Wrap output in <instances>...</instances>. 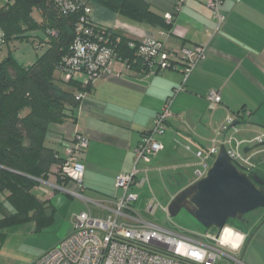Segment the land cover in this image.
I'll return each mask as SVG.
<instances>
[{"label":"crops","instance_id":"obj_1","mask_svg":"<svg viewBox=\"0 0 264 264\" xmlns=\"http://www.w3.org/2000/svg\"><path fill=\"white\" fill-rule=\"evenodd\" d=\"M141 1L163 19L173 12L178 0ZM219 10L226 17L219 27L206 0H184L173 15L169 36L164 40L167 49L193 45L207 48L205 59L187 78L180 66L146 75L113 62L110 73L93 81L74 120L60 125L48 139L53 149L57 148L58 156L64 158L76 133L86 138L87 146L79 158L84 167L82 182L58 185L54 175L41 181L33 194L43 206L44 219L7 225L2 229L5 237L1 241L6 231L16 226L29 223L34 232H43L55 224L58 216L65 217L63 222L70 219L53 249L74 232L75 215L88 212L114 217L115 202L121 196L120 190L114 188V179L132 171L134 150L153 128L156 115L168 99L170 117L163 133L155 136L162 150L149 163L153 181L160 180L176 194L196 181L197 161L190 150H206L212 141L229 138L232 130L217 135L230 116L234 118L236 138L243 142V153L248 155L254 173L264 180V147L255 148L257 145L250 142L256 137L264 141V0H223ZM90 18L96 25L134 41L151 37L161 40L160 27L131 21L97 4L91 6ZM75 78L81 81L84 76ZM177 89L180 90L175 92ZM210 91L219 92V104L206 99ZM137 188L133 187L132 193L136 194ZM8 195L0 192V221L16 214ZM127 216L119 222L129 220L135 224L131 219L134 214ZM249 223L234 229L245 236L241 260L243 264H264V210L254 213Z\"/></svg>","mask_w":264,"mask_h":264},{"label":"trees","instance_id":"obj_2","mask_svg":"<svg viewBox=\"0 0 264 264\" xmlns=\"http://www.w3.org/2000/svg\"><path fill=\"white\" fill-rule=\"evenodd\" d=\"M2 1L0 52L14 41H29L25 32L35 28L41 29L45 37L32 40V44L35 50L44 47L45 51L29 67L16 60L9 48L6 58L0 61V192L9 193L7 200L16 210V214L0 221V241L5 237L2 229L7 225L39 217L44 219L43 206L33 194L41 181L54 175L58 185L72 182L61 172L65 152L64 158L59 157L45 141L56 126L74 120L75 111L83 100L78 96H84L92 89L93 81L85 71L70 72V79L66 80L67 71L60 68L63 59L74 54V43L89 40L99 48L98 51H111L113 62L125 63L128 69L143 74L147 72L138 52L143 41L128 39L96 25L90 18L91 6L100 5L123 18L162 30L169 31L172 26L165 25L164 17L160 19L150 12L141 0H72L70 9L64 7L69 0ZM35 13L39 15L40 23L34 19ZM85 30L90 34L84 33ZM181 48L170 51L176 54L177 68L183 69ZM55 71L60 72L57 78ZM76 75H83L84 79L79 81ZM59 166L60 170L54 172V167ZM246 172L255 174L252 168ZM258 211L248 214L245 224L251 225L249 219ZM241 225L244 224L235 221L227 224L233 229L242 228Z\"/></svg>","mask_w":264,"mask_h":264},{"label":"built area","instance_id":"obj_3","mask_svg":"<svg viewBox=\"0 0 264 264\" xmlns=\"http://www.w3.org/2000/svg\"><path fill=\"white\" fill-rule=\"evenodd\" d=\"M71 2L72 0H69L64 7L72 8ZM183 2L184 0H178L173 12L164 15L165 25H172L173 15L178 13ZM221 2L222 0H206V6L212 12V17L218 27L226 20V17L219 11ZM84 33L90 34L87 30ZM159 36L161 40L147 38L139 46V57L143 58V66L147 67L146 75L177 69L176 54L167 50L164 44V40L169 36L168 30H161ZM73 49L74 54L64 58L60 67L67 71L66 80L70 79V72L79 70L85 71L91 81L110 73V65L114 61L111 51L107 49L98 51L99 48L89 40H77ZM206 50V46L202 45L181 48L180 55L185 64L182 71L185 78L205 59ZM123 65L129 68L125 63ZM80 97L84 98V96H78ZM206 99L213 104H218L220 94L217 91H210ZM170 105L171 100L168 99L156 115L153 128L144 135L134 150L132 171L115 177L114 188L121 191V196L115 202L114 217L95 216L88 212L75 215L73 217L74 232L32 264H217L222 260V256L241 264V261L220 251L226 249L236 253L242 249L244 243L245 236L227 225L217 237L216 234L203 236L173 234L137 220L135 224L119 222L122 217L127 218L131 212L134 214L137 195L132 193L131 189L148 183L151 158L162 150V145L155 139V136L162 134L165 129L170 117ZM225 130H232L233 134L237 132L232 116L226 118V125L221 127L217 136H221V132ZM250 142L257 145L262 143L263 139L256 137ZM242 143L234 137L224 138L222 141L214 140L206 150L193 153L199 168L196 172L198 177L208 168L221 144H224L234 164L245 170L251 169L249 157H243L239 151ZM86 146V138L76 133L73 144L65 151L66 160L61 167V172L75 184L82 182L84 167L80 164L79 158ZM187 150L190 149L187 148ZM71 195L77 196V194ZM153 202L154 200H151L148 204L147 211L150 214H153L151 207ZM227 230L238 237V240L221 241L223 233ZM203 238L211 244L204 245Z\"/></svg>","mask_w":264,"mask_h":264},{"label":"rangeland","instance_id":"obj_4","mask_svg":"<svg viewBox=\"0 0 264 264\" xmlns=\"http://www.w3.org/2000/svg\"><path fill=\"white\" fill-rule=\"evenodd\" d=\"M2 4L3 1L0 0V7L2 6ZM33 17L38 23L41 22V19L37 13H35ZM25 35H27L30 40H19L12 42L9 47H5L3 51L0 52V61L6 58L10 51L11 55L16 60L23 63L24 66L29 67L34 64L37 57H39L45 51V48L43 47L38 51L35 50L34 45L32 44V40H39L40 38L42 39L45 37V35L39 28L26 31ZM54 75L57 78L60 76V72L55 71ZM59 126L60 125L56 126L54 128V131L58 132ZM229 137H234L236 140H238L235 134H231ZM45 145L49 148H54L48 140L45 141ZM55 149L57 150V148ZM239 151L243 155V157L248 156L243 154L242 149H240ZM190 153L194 152L190 150ZM58 170H60V166L59 168L54 167V172H57ZM148 181L149 182L146 183L143 187H138L134 190L136 195H138L139 197L134 204V216H132V219L134 221L137 220L140 223L151 224L163 231L171 232L173 234H184L187 236H203L205 234H216L215 229H204L185 211H181L176 217L171 218L167 213V207L173 199V195L175 196L176 193L171 192L169 190V187L166 184L162 183L160 180L153 181L151 178V174L149 173ZM153 199L154 202L151 206L153 208V214H150L149 211H147L148 204ZM63 218L65 217L58 216L56 218L55 224L45 229L43 232H34L33 225L29 223L7 230L5 240L0 241V264H32L49 249H51V247L59 239L58 237L63 234V231L69 224L70 220H65L63 222ZM125 223L130 224L132 222L129 220H124V224ZM248 242L249 241H247V243ZM202 243L204 245L211 244L204 238L202 239ZM244 247L245 245L241 249V252L236 253L229 252L226 249H221L220 251H222V253L226 255L231 256L237 261L240 260L241 264H243L244 259L241 260V254L244 251ZM217 264L238 263H236L234 260H229L222 256V260H220Z\"/></svg>","mask_w":264,"mask_h":264},{"label":"water","instance_id":"obj_5","mask_svg":"<svg viewBox=\"0 0 264 264\" xmlns=\"http://www.w3.org/2000/svg\"><path fill=\"white\" fill-rule=\"evenodd\" d=\"M260 147L264 141L255 148ZM262 209L264 180L234 164L221 144L201 176L173 197L167 213L174 218L185 211L204 229H215L218 237L230 221L245 224L248 214Z\"/></svg>","mask_w":264,"mask_h":264},{"label":"bare ground","instance_id":"obj_6","mask_svg":"<svg viewBox=\"0 0 264 264\" xmlns=\"http://www.w3.org/2000/svg\"><path fill=\"white\" fill-rule=\"evenodd\" d=\"M238 237L232 235L229 230L225 231L221 237V241H237Z\"/></svg>","mask_w":264,"mask_h":264},{"label":"flooded vegetation","instance_id":"obj_7","mask_svg":"<svg viewBox=\"0 0 264 264\" xmlns=\"http://www.w3.org/2000/svg\"><path fill=\"white\" fill-rule=\"evenodd\" d=\"M242 227H244L245 225H241Z\"/></svg>","mask_w":264,"mask_h":264}]
</instances>
